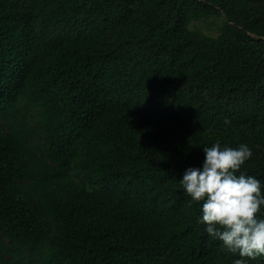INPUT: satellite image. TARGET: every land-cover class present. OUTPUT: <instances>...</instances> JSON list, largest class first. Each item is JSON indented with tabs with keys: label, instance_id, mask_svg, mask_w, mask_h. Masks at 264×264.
<instances>
[{
	"label": "trees",
	"instance_id": "16d2710c",
	"mask_svg": "<svg viewBox=\"0 0 264 264\" xmlns=\"http://www.w3.org/2000/svg\"><path fill=\"white\" fill-rule=\"evenodd\" d=\"M217 139L264 181V0H0V264H233L178 182Z\"/></svg>",
	"mask_w": 264,
	"mask_h": 264
},
{
	"label": "clouds",
	"instance_id": "9594fccd",
	"mask_svg": "<svg viewBox=\"0 0 264 264\" xmlns=\"http://www.w3.org/2000/svg\"><path fill=\"white\" fill-rule=\"evenodd\" d=\"M202 152L201 165L183 171L180 188L190 203L199 204L197 222L204 232L237 257L233 264H248L264 256V181L241 170L252 149L217 139Z\"/></svg>",
	"mask_w": 264,
	"mask_h": 264
},
{
	"label": "rangeland",
	"instance_id": "374dc122",
	"mask_svg": "<svg viewBox=\"0 0 264 264\" xmlns=\"http://www.w3.org/2000/svg\"><path fill=\"white\" fill-rule=\"evenodd\" d=\"M222 23L221 18L209 19L207 21L195 22L191 27L199 29L204 34L215 36L217 34V27Z\"/></svg>",
	"mask_w": 264,
	"mask_h": 264
}]
</instances>
